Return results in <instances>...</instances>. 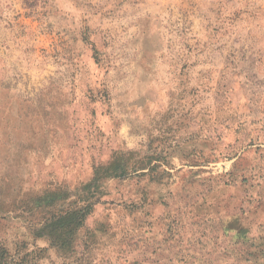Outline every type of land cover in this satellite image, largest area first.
<instances>
[{
	"label": "rangeland",
	"instance_id": "rangeland-1",
	"mask_svg": "<svg viewBox=\"0 0 264 264\" xmlns=\"http://www.w3.org/2000/svg\"><path fill=\"white\" fill-rule=\"evenodd\" d=\"M113 158L125 177L50 247L45 219ZM1 246L23 264H264V0H0Z\"/></svg>",
	"mask_w": 264,
	"mask_h": 264
},
{
	"label": "trees",
	"instance_id": "trees-1",
	"mask_svg": "<svg viewBox=\"0 0 264 264\" xmlns=\"http://www.w3.org/2000/svg\"><path fill=\"white\" fill-rule=\"evenodd\" d=\"M148 157L150 161L151 156L148 155ZM127 167L128 161L121 158H113L102 167L99 165L95 166L91 180L77 188L78 192L75 194L77 198L70 200L65 207L63 206L56 210V212H51L45 219L43 227H46L48 230L45 235L49 238L50 247H54L57 250H65L67 245L72 242L74 232L84 225L85 220L92 213L94 206L99 202L100 192L98 183L113 178L125 177L128 170ZM142 168L144 167L138 165L134 167V171ZM57 191L53 192V199L51 201H55L54 203L58 204L59 202L57 201H61L62 204L70 198L71 192ZM59 192H61L60 195H58ZM10 257L11 254L1 246L0 264H23L22 260H15Z\"/></svg>",
	"mask_w": 264,
	"mask_h": 264
}]
</instances>
